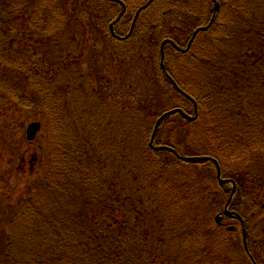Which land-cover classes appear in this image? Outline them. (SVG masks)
Returning <instances> with one entry per match:
<instances>
[{
  "label": "trees",
  "instance_id": "1",
  "mask_svg": "<svg viewBox=\"0 0 264 264\" xmlns=\"http://www.w3.org/2000/svg\"><path fill=\"white\" fill-rule=\"evenodd\" d=\"M100 29L120 65L153 50L148 105L109 102L105 68L83 65ZM7 104L47 135L0 264H264V0H0Z\"/></svg>",
  "mask_w": 264,
  "mask_h": 264
},
{
  "label": "rangeland",
  "instance_id": "2",
  "mask_svg": "<svg viewBox=\"0 0 264 264\" xmlns=\"http://www.w3.org/2000/svg\"><path fill=\"white\" fill-rule=\"evenodd\" d=\"M217 6L219 7V3ZM99 34L103 36L104 30L100 29L99 33L97 32L99 41L92 34L91 41L94 44L92 49L95 51L87 50L84 53L85 58H83L82 62L83 65H86L92 56L91 60L94 65L101 69L102 66L105 68V73L102 76L103 80L98 84L103 95L109 98L110 100L108 101L111 103L113 99L120 101L123 98H130L137 103L148 105L154 93V75L152 73L155 69H151V66L156 63V60L153 50L152 57L147 54L144 59L141 57L137 58L141 60L134 59L136 60L135 63H133V60L129 61L130 64L120 65L117 56L110 51L105 41L102 42ZM36 51L40 53L39 50ZM95 56L98 58H95ZM41 57L32 53L31 60H28L29 66H35L36 63L40 64ZM186 61L173 58L169 63L172 67H179L182 64L184 65ZM4 109V111H0V218L6 220L10 214L8 206L17 202L29 187L31 181L33 182L41 175V169L43 172L42 164L39 165L38 163V157L40 155V144L42 143V146L45 145L44 141L47 134L41 126V131L36 135L35 140L29 143L26 131L28 125L33 122H30V119L36 115L34 114L35 110L18 109L15 104H7ZM33 155H35L33 163L36 173L33 175L34 177L31 175L26 178L24 174L29 171V159ZM224 170L230 172L233 168L229 165L225 166ZM28 178H32L30 183H28ZM248 205L251 206L252 202L248 203ZM240 221L246 226L243 219ZM261 223L264 226V217L260 219Z\"/></svg>",
  "mask_w": 264,
  "mask_h": 264
},
{
  "label": "water",
  "instance_id": "3",
  "mask_svg": "<svg viewBox=\"0 0 264 264\" xmlns=\"http://www.w3.org/2000/svg\"><path fill=\"white\" fill-rule=\"evenodd\" d=\"M146 7H147V6H146ZM146 7H143V9H145ZM218 8H219V7L216 6V11H218ZM143 9H142V10H143ZM209 27H210V26H209ZM209 27H207V28H199V29H197L196 32L194 33V37L192 38V40H191V42H190V44H189L188 49H187V50H182V51H183L184 53L188 52V50L190 49V47H191L193 41L195 40L196 36L198 35V33L201 32V31H203V30H207ZM162 66H163V68H164L163 61H162ZM176 112H178V111L175 110V111H171V112H169V113H166V114H165V115H164V116L158 121V123H157V127L159 126V124L161 123V121L164 120L167 116L172 115V114H174V113H176ZM191 119H192V120H196V117H195V118H191ZM157 127H156V128H157ZM40 129H41V125H40V123H32V124H30L29 127H28V130H27V138H28V140H29V141H33V140L35 139L37 133L40 131ZM179 158H181V159H182L183 161H185V162H187V161H204V160H209V159H206V158H192V159H188V158H182V157H180V156H179ZM210 160H211V159H210ZM215 163H216L217 174H218V179H219V181H220V184H221V185L233 184V186H234V188H233V192H232V196H231V199L229 200L228 205H227L226 210H225V215H226L227 217H229V218L235 217V218H238V219L241 220V218H240L236 213H234V212H230V211H229V206L231 205V203H232V201H233V198H234V195H235V192H236V187H235L233 181H225V180H222L220 166H219V164H218L217 162H215ZM220 220H222V218H221V217H218V218H217V221L220 222ZM243 227H244V231H243V232H244V243H245V245H246V233H247V232H246V229H245V225H243Z\"/></svg>",
  "mask_w": 264,
  "mask_h": 264
},
{
  "label": "bare ground",
  "instance_id": "4",
  "mask_svg": "<svg viewBox=\"0 0 264 264\" xmlns=\"http://www.w3.org/2000/svg\"><path fill=\"white\" fill-rule=\"evenodd\" d=\"M246 235H247V233H246ZM243 240H244V232H243ZM247 243V242H246Z\"/></svg>",
  "mask_w": 264,
  "mask_h": 264
}]
</instances>
